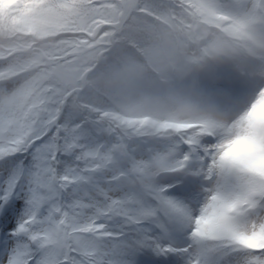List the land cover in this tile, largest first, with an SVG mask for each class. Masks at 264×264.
<instances>
[{"label":"rangeland","instance_id":"rangeland-1","mask_svg":"<svg viewBox=\"0 0 264 264\" xmlns=\"http://www.w3.org/2000/svg\"><path fill=\"white\" fill-rule=\"evenodd\" d=\"M19 1V0H18ZM253 0L250 1L249 5L248 3L246 6H251ZM247 6V7H248ZM246 7V8H247ZM204 8L209 11L211 8L207 5V3L204 4ZM246 9L244 6L241 9L240 17L241 21L243 20V17L245 15ZM263 12L260 11L256 13V19L262 15ZM225 25V20L221 19L220 25L218 26L219 29H222ZM262 35V36H261ZM261 37H264V27L262 30ZM242 41L247 43V50H246V58L243 60V64L245 67V71L243 73H240L239 70L235 68L233 63L230 62H224L222 57H217L215 65L221 69L223 75L229 80V85L225 86L226 91L229 92L230 89H233L235 91L238 90V107L237 109H240V107L244 104L252 102L254 98L256 97L260 87L261 82H264V48L263 47H254L251 46V44L247 40L246 33H243L241 35ZM211 40V36L206 35V42L209 43ZM176 58V57H175ZM0 64H2L0 62ZM214 63H208L207 70L213 71L212 66ZM194 67V65H193ZM189 67H183L180 66L179 74L176 78L173 80H170L168 82H164V85L161 87H158L156 84L150 85V88H139L138 90L129 93L124 94L125 96L122 99H119L116 103L119 107H122L125 109V111L129 112L131 111L130 108H132V105H137L139 108V111L135 112L134 121H137L139 124L142 125V128H147L150 130H153L157 128V126H161L163 124V121L161 119L164 118H180L184 120H195L200 117H202L204 114L206 119L212 118V121L209 120V126L212 131V133H215L219 135L220 137V151L217 152V156H215L212 160H210V164L207 165V161H202V156L199 155L198 149L195 150L194 155L192 156V163L191 166L193 168L198 169L201 168L202 170L204 168L208 169L209 171L216 172L218 171L219 175L216 179L213 180V183L207 188L209 191L204 190V201L202 203L198 202V192L193 194V197L189 202L182 197V195L185 192L175 193L173 194V198L183 205L185 208H187L190 212V215L194 219L199 215L200 209L203 207L205 200L208 201V220L205 223L204 227L206 229V235L209 237H213V234H216L218 225L220 224L221 216L223 212H225V204L229 202L232 198H240L238 197V194L235 193L238 192L237 190L241 188L243 177H241L238 174H226L224 171V157H226V154H230L227 152L226 144L230 143V146L236 137L246 138V130L250 132L251 130H255L256 124H251L252 117H256V121L258 122L260 119L264 122V112L258 111V106L254 107L256 112L254 115H250L247 117H242L243 110H236L230 114H226L225 116H217L215 119L214 116H211V110L208 111L211 108V104L214 105V108L216 109L218 107V104L216 100L212 98L210 95V86L202 89L201 91H194L191 90L190 83L194 80H199L196 78L192 70L188 69ZM75 68H63L62 70L58 71L57 74L61 79L64 81H70L72 77H74ZM210 85V83H209ZM213 84L211 83V86ZM163 96L160 98V96ZM130 98H136L133 102H128V99ZM135 103V104H134ZM142 104V105H140ZM241 111V113H239ZM254 112V110H253ZM252 112V113H253ZM152 115L154 118L153 122H147L145 121L143 116ZM163 118H159V117ZM165 116V117H164ZM230 125V130L226 129V125ZM181 127L173 126L172 128V134H159L154 133L152 136H148L146 139L141 142L139 148V151H136L135 154L131 157L126 158V164L131 162V165H133L135 174L136 173H143L145 172V169H147L149 166L151 167V175L150 178L153 181H157V178L161 177V174H159L160 171H157V167L159 166L162 170L163 164L165 162H168L169 158L172 157L174 154L180 155V157L184 154H187L186 148H182L180 146H177L175 151L172 152V149L174 148V144H177L178 141H174L182 137V140L184 144L188 145V141H192L193 136L197 133L203 134L202 132H197V130L189 131V132H182L180 131ZM259 129V136L257 137L258 140L261 139L262 145L264 147V124L261 123L258 126ZM198 134V136H199ZM258 135V134H257ZM173 137H176L177 139H172ZM180 141V142H181ZM208 143V136L202 137L199 136L198 143ZM207 146V145H206ZM199 147L206 151L205 147H201V144H199ZM223 147V149H221ZM238 147H232L229 151L235 153L238 151ZM183 151L184 153H182ZM262 151V150H261ZM264 151L262 153H258L256 155L257 159H263ZM183 158V157H182ZM196 164V165H193ZM255 167L259 166H252L250 168L254 169ZM264 167V164L262 165ZM260 167L261 171L264 173V168ZM87 171H93L91 173V176L88 177L89 184L91 183L94 188L99 190L106 191L105 188V179L109 178V176L112 174L111 172L106 174V171L102 168H95V169H87ZM2 175V174H0ZM107 178V179H108ZM129 177H126L124 179H118L115 181L113 187L114 193L117 195H120V199L125 196L127 189L129 187ZM43 179L51 184L53 181L50 179H47V176L45 175ZM209 179H211L209 177ZM162 180H165L163 178ZM3 184L1 178H0V186ZM255 193H260V191L249 193L248 195H253ZM56 194L58 197V190L56 189ZM259 199L258 197L253 196L251 198V201ZM85 203L89 205L91 201H94L95 199L90 195L86 194L84 197ZM217 207V209H216ZM230 209L232 208L231 205L228 206ZM213 208L217 210V213L214 212L213 214ZM83 216H81V222H74L75 229L77 226L82 224L83 222H93L95 219H99L98 213L96 214L95 211H89L85 214L84 209ZM247 208L246 210L241 211V217H238L239 221L236 222V226L234 225V229L239 232L238 235H245L246 240H253L249 237L253 236L252 229L255 225V223H262L261 229H264V204L262 206H257V208H252L251 211ZM248 212V213H247ZM95 214V217L93 215ZM80 221V220H78ZM83 221V222H82ZM173 234H171V238L173 239V236L176 233L181 232L182 234L187 235V238L190 236L191 228L184 226L181 222H176L172 225H170L169 228ZM261 229L255 233H257V236L260 238L259 240H254L256 245L258 242L264 241V232H261ZM88 232H90L91 236L88 237H82L81 235H72V243H73V250L77 253L83 252V248L81 246V243L84 245V248L86 250H94L96 251L98 247L105 245L106 247H109V245L105 242L106 239L102 237V235L97 231L96 227H93ZM113 233V236L115 237V233ZM182 239L179 240V242H174V245L179 246L181 248H184L185 246H189L188 239ZM241 240V239H240ZM104 242V244H103ZM199 250V246L195 245L194 250H191V253L195 256L197 251ZM193 251V252H192ZM190 252V251H189ZM252 256H246L241 264H248L250 260H252ZM124 260L128 261V264H141V261L138 259V257H131L129 256L127 259L123 258ZM189 259H187V264H189ZM233 261H236L235 256L232 257ZM214 261L210 258L209 264H213Z\"/></svg>","mask_w":264,"mask_h":264},{"label":"snow or ice","instance_id":"snow-or-ice-1","mask_svg":"<svg viewBox=\"0 0 264 264\" xmlns=\"http://www.w3.org/2000/svg\"><path fill=\"white\" fill-rule=\"evenodd\" d=\"M157 171L196 177L206 175L191 166L190 156L185 159L170 157L162 170L158 166ZM150 175V166L143 173L129 174V187L125 196L109 213L110 218L118 214L125 225L137 226L135 236L118 239L109 231L107 223L96 224L97 231L104 239L117 242L111 247H98L92 255L83 251L80 259L71 258L72 264H128L124 257H137L146 252L157 257L187 253L188 249L165 243L170 236V225L176 222L191 228L190 239L199 246L196 255L190 256L189 264H209L210 258L214 264H233L232 254L240 251L255 256L248 264H264V242H258L254 249L249 250L240 239L231 243L214 240L205 234L204 225L209 218L207 199L199 215L193 219L187 208L167 195L168 188L159 187ZM19 183L20 179H9L6 187L0 191V246L4 249L0 264H69L68 254L64 252L59 238L64 227L62 221L68 218L69 213L56 202L55 183L29 180L23 206L13 201ZM148 200L154 203L148 204ZM17 214H20L18 221ZM144 222L153 223L159 234L153 235L149 229L140 228Z\"/></svg>","mask_w":264,"mask_h":264},{"label":"trees","instance_id":"trees-1","mask_svg":"<svg viewBox=\"0 0 264 264\" xmlns=\"http://www.w3.org/2000/svg\"><path fill=\"white\" fill-rule=\"evenodd\" d=\"M107 1L120 5V0H22V4L14 8L9 3L7 6L1 2L0 44L9 56H14L23 47H28L32 56L40 57L42 52H47L43 57L45 64L50 65L76 56L84 58L89 65L97 62L98 70L93 78L100 80L107 75V78L100 80L101 88L107 91L110 87L112 92L113 82L128 65L127 58L142 64L147 59V48L155 46L157 38L169 31H177L181 24L189 21L186 13L179 6L171 4V0H156L155 3L147 0V7L144 8L153 17L141 13L134 14L129 20H124L120 8L114 12L111 7L104 6ZM171 10L174 11V18L171 17ZM117 44H122L120 54L101 62L100 58L107 50L117 47ZM53 51H57L55 57ZM137 53L140 58L135 56ZM72 102L73 98H70L62 107L60 136L55 131L48 134L59 145L52 161L61 179L65 176V167L71 164L70 153H76L77 148L73 145L68 150L72 139L63 127L64 122H76L70 121L67 116L74 112ZM80 112L83 111L80 109ZM74 126L72 124L66 128L69 133ZM65 137L68 141L64 140Z\"/></svg>","mask_w":264,"mask_h":264}]
</instances>
